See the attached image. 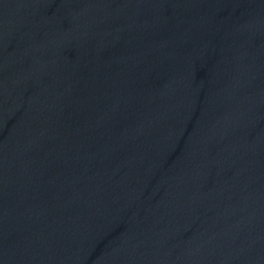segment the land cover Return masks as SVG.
Returning <instances> with one entry per match:
<instances>
[{"label":"water","instance_id":"obj_1","mask_svg":"<svg viewBox=\"0 0 264 264\" xmlns=\"http://www.w3.org/2000/svg\"><path fill=\"white\" fill-rule=\"evenodd\" d=\"M0 264H264V0H0Z\"/></svg>","mask_w":264,"mask_h":264}]
</instances>
